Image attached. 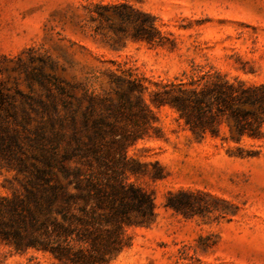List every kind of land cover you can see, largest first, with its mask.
<instances>
[{
    "label": "rangeland",
    "instance_id": "obj_1",
    "mask_svg": "<svg viewBox=\"0 0 264 264\" xmlns=\"http://www.w3.org/2000/svg\"><path fill=\"white\" fill-rule=\"evenodd\" d=\"M114 4L152 15L168 38L165 47L113 35L105 24L96 35L94 6ZM111 25L117 29L119 20ZM105 70L139 80L146 99L159 85L196 70L263 83L264 0H0V83L29 117L25 122L18 109L17 121H7L16 144L0 149V194L24 177L18 167L33 159L38 126L49 131L22 96L45 101L64 83L75 84L76 98L84 90L101 94L109 88ZM86 105L82 100L80 108ZM152 109L156 132L127 155L144 165L147 174L130 181L151 195L156 217L129 230L130 246L108 264H264V138L221 140L223 124L218 137L198 140L174 110ZM155 162L165 176L153 181ZM169 192L184 193L172 200L191 202V208L165 207ZM50 263L47 255L0 246V264Z\"/></svg>",
    "mask_w": 264,
    "mask_h": 264
},
{
    "label": "trees",
    "instance_id": "obj_2",
    "mask_svg": "<svg viewBox=\"0 0 264 264\" xmlns=\"http://www.w3.org/2000/svg\"><path fill=\"white\" fill-rule=\"evenodd\" d=\"M114 17L120 23L117 29L111 25ZM90 21L98 22L96 35L105 24L113 35H126L149 47H165L168 40L152 15L127 4L96 5ZM127 25L132 27L130 33ZM103 73L109 88L101 94L84 90L76 98L75 84L64 83L56 85L55 93L49 91L45 101L22 96L49 131L38 126L33 159L21 161L18 167L24 177L0 194V246L14 254L41 253L51 259L50 264H108L130 246L129 230L154 222L153 198L130 181L147 172L127 155L129 148L152 137L150 131L156 132L153 107L174 110L177 120L198 140L207 134L218 137L223 124L227 136L221 140L238 144L264 138V82L196 70L159 85L146 99L147 88L139 80L109 70ZM82 100L87 102L84 109ZM18 109L28 121L23 106H16L0 83L4 113L0 149L16 144L7 121H17ZM152 165L157 171L150 178L163 179V168L157 162ZM180 194L184 193L169 192L164 206L176 212L191 208V202L172 200Z\"/></svg>",
    "mask_w": 264,
    "mask_h": 264
}]
</instances>
